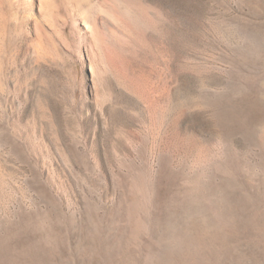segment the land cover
Masks as SVG:
<instances>
[{
  "label": "rangeland",
  "instance_id": "1",
  "mask_svg": "<svg viewBox=\"0 0 264 264\" xmlns=\"http://www.w3.org/2000/svg\"><path fill=\"white\" fill-rule=\"evenodd\" d=\"M78 1L0 6V264H264V0Z\"/></svg>",
  "mask_w": 264,
  "mask_h": 264
},
{
  "label": "bare ground",
  "instance_id": "2",
  "mask_svg": "<svg viewBox=\"0 0 264 264\" xmlns=\"http://www.w3.org/2000/svg\"><path fill=\"white\" fill-rule=\"evenodd\" d=\"M36 1H39V3L41 4V5H44V6H46V7H49L48 5L49 4H52V0H0V6H2L3 4H5V3H7V4H14L15 5V3H20V4H22V5H26V7L27 6H33L34 7V4L36 3ZM54 2V1H53ZM84 2H85V0H79L78 2H76L77 4H84ZM57 3V2H56ZM58 3H59V1H58ZM19 4V5H20ZM55 4V3H54ZM54 4H53V7H55L54 6ZM65 4H67L66 2H65ZM65 4H64V6H65ZM63 5V4H62ZM4 6V5H3ZM51 6V5H50ZM59 6V5H58ZM68 6H69V3H68ZM19 7V6H18ZM75 7V6H74ZM42 8H43V6H42ZM45 8V7H44ZM43 8V9H44ZM71 8V7H70ZM95 8H97V10L96 11H93V10H91L90 11V13L93 15V17H95L94 19H93V22L96 24V22H97V17L95 16V15H97V14H105L106 16H108V18H110V19H114L115 20V15H114V12L113 11H108V10H106L107 9V7H106V9L104 8H101L100 7V5H99V3H97V1H96V7ZM51 9V8H50ZM55 9V8H54ZM77 9V8H76ZM75 9V10H76ZM110 10V9H109ZM1 11V10H0ZM48 14V13H47ZM103 14V15H104ZM82 15V14H81ZM88 15H89V12H88ZM44 16V15H43ZM84 16V15H83ZM90 16V15H89ZM98 16V15H97ZM45 17V16H44ZM91 17V16H90ZM105 17V16H104ZM107 18V17H106ZM47 19V18H46ZM92 24V23H91Z\"/></svg>",
  "mask_w": 264,
  "mask_h": 264
}]
</instances>
